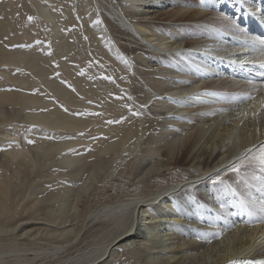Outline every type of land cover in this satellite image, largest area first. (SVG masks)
I'll return each mask as SVG.
<instances>
[{"label":"bare ground","instance_id":"bare-ground-1","mask_svg":"<svg viewBox=\"0 0 264 264\" xmlns=\"http://www.w3.org/2000/svg\"><path fill=\"white\" fill-rule=\"evenodd\" d=\"M116 1L95 0L97 3L95 7L97 5V11H99V15L101 14L103 30L113 37L116 35L120 39L118 46H122L126 53L133 55L140 64L142 63V66L149 64L150 67H156L144 69V72L141 71L142 74L139 75L141 78L138 77V79L145 80L150 85H147V88L154 97L159 94H164V97L172 95L171 98H174L175 101L177 99L176 104H178H174V106H179L175 109L173 105L167 106L166 104L165 106L159 101L155 102L156 105L150 106L152 110L154 107L160 109L156 110L158 111L156 119L147 120L148 125H146L150 129L158 126L162 129V127L169 126L167 130L163 128L164 131H161L166 136H171V139L165 140L166 142L162 145H153L151 148L143 149L140 160L138 159L139 161L136 162V174L141 172L142 175L139 178L145 180L151 173L160 175L167 168H174L178 171L169 183H161L157 187L154 184L153 188L150 187L147 192L137 197L101 204L88 213L86 219L90 226L101 225L99 231L101 234L97 235L98 237L95 236L92 246L82 247L84 243H81L82 245L78 246L82 248L78 247L77 251L73 250L71 246H74L79 239L80 230L72 240H70L71 234L68 236L70 239L65 237L71 229L68 228L70 226L68 222L71 220V208L75 210V205L71 206L68 203V199H70L68 188L56 192L57 195H54L51 200V197L46 199L53 203V207L43 204L47 209L42 214H44L43 218L49 217L47 221L28 222L24 217V221H20L15 227L12 226L14 234L17 237L34 238L39 231L30 227V229L28 227L25 229V227L30 222L47 225V234L60 242L59 245H52L50 250H45V255L49 253L56 257L58 253L61 254L70 248L75 252L62 253L64 256L59 257L60 259L58 258L54 264H107L115 254L120 252L119 249L127 253L132 252L136 264H231L242 260L264 258V37L252 33L244 24L237 22L238 6L236 7L238 3H242L264 23V0H261V5L258 7L249 4L251 0H133L135 4L143 6L142 12L138 13L132 12L133 9H126L133 3L132 0H121V4L120 0ZM95 2L93 0V4ZM159 5H163V7L160 8ZM234 11L235 13H233ZM89 15L88 17H90ZM58 20L60 21V19ZM96 21V19L95 22L93 21L94 25H97ZM166 26L170 27L169 30ZM159 30L160 32H158ZM163 43H168L167 47H161L160 45ZM18 55L21 54L18 53ZM25 55L29 54L19 57L26 60L28 56L25 57ZM7 56V54L0 53V60L8 61ZM33 59L39 60L36 57ZM34 60L31 61V64L35 63ZM37 63L35 65L39 66V62ZM26 64L28 65V62ZM123 64L125 67L128 65L125 64V61ZM33 68L31 69L34 72ZM64 69L63 71L66 70ZM52 87V90H55L64 100L69 99L67 91L54 85ZM24 92L22 91V93ZM17 95L20 96L18 92ZM21 96L22 100L25 96ZM28 97L19 101L20 104H24L23 101H30L34 102L36 106L40 101L35 98L37 96L34 97L35 99L31 96ZM150 97L152 95L137 100L145 104ZM30 102L29 106H31ZM162 107L166 108L167 114H164L165 111L161 109ZM22 108H24L23 105ZM14 111L16 110L8 109L5 112L3 110L4 115L1 116L0 121L13 119L12 112ZM68 112H63V114H57L59 112L56 114H34L33 112L24 116H27L29 121L32 120L56 129H79L87 124L88 121L84 124L82 119H75L78 118L76 116L71 118L67 114ZM152 114L154 115V113ZM88 124L90 123L88 122ZM131 127H133L132 124ZM105 129L107 128L105 127ZM124 129L117 138L113 137L98 149L99 155L111 154V157H114L120 152L127 150L129 152L130 147L126 144V140L130 141L129 130ZM11 134L12 132L9 130L4 131L5 137L11 136ZM81 134L83 135V133ZM74 139L76 140V138ZM84 139L87 141V138ZM98 139L96 141H99ZM7 143L10 144L9 147H14L11 146V140ZM44 143L41 144L44 145ZM72 144L75 142L69 140L62 142L59 139L51 146H40V144L37 146L42 147L38 148L39 150L43 149V158L51 159L54 157L52 154L56 153L59 148L69 147ZM98 146L96 145V147ZM130 146L132 147V145ZM9 147L5 154L3 152V156H0V166H3L2 170H5L0 175V215L2 216L19 200L15 199L17 197L15 192L21 190L19 187L24 188L23 184L27 185L24 182H28L26 181L27 175L30 176L28 170L38 167L37 162L44 163L47 160L46 158L44 162L37 160L42 158L36 157L38 154L41 156V151L39 152L37 149H34L35 154H33V156L36 155V159L30 155L31 151H28L27 146L22 145L19 150H11ZM32 147L35 146L32 145ZM67 157L69 156L64 157L62 163L69 165V162L71 164L76 161ZM25 158L28 159L25 160ZM14 163L18 165L16 170L24 176H21L22 179H25H23L24 181L21 179L23 184L19 179H13V175L16 173L12 172V174L9 171ZM105 163L106 161L101 162L100 159V162L96 163L97 165L93 164V167H90L83 185L76 190L78 191V194L75 195L76 201L81 199V193L86 192L85 190L92 186L97 174H100V171L106 167ZM167 177L170 178V176ZM17 180L23 186L18 183L17 185ZM153 180L151 179V181ZM150 184L152 185V183ZM30 189L28 188L29 191ZM33 189L32 192L35 191V188ZM20 192L22 194V190ZM48 202L46 203L49 204ZM41 204H37L39 205V209L36 207L37 210L32 206L33 209L30 207L25 208L27 210L24 207L22 209L26 212L33 210V212L41 213L40 206L43 208ZM18 205V203L15 204L14 208H17ZM2 218L0 217V219ZM3 226L0 227V234L7 232L5 228H2ZM5 233L1 236L6 237ZM8 239L10 238L8 237ZM13 240L17 241L16 238ZM36 259L39 258H31L32 263H35Z\"/></svg>","mask_w":264,"mask_h":264},{"label":"rangeland","instance_id":"rangeland-1","mask_svg":"<svg viewBox=\"0 0 264 264\" xmlns=\"http://www.w3.org/2000/svg\"><path fill=\"white\" fill-rule=\"evenodd\" d=\"M131 2L133 3L130 4L127 8L125 7L127 10L133 9L132 12L134 13L142 12L143 10L142 5L135 4L133 0ZM121 3L122 2L120 0V4ZM95 4L97 3L95 2L93 4V0H89V1L88 0H0V26H1L0 27V51H1L0 53L1 54L4 53L5 55L6 54L8 55L7 56L8 61L0 60V63H1L0 64V93H1L0 95V118L1 116L4 115L3 110L4 112L5 110H8V109L16 110L12 112L14 114L13 119H9V120L2 121V122L0 121V151H1L0 156H3L2 155L3 152L5 154V151H7L9 147L8 145H10L7 142L11 140V146H14V147H9L11 150L13 149L19 150L21 146L24 145L28 147V148L26 147L28 151H31L30 155H32L33 158L42 157L41 159L36 158L37 160L42 161V162H44L45 158L47 159L44 163L40 162L42 164L41 167H40V163L37 162V166L39 165L38 167H33L31 168L32 170H28V173H30V176H28L29 175L28 174L27 175L28 179H26V181L28 182H24V183H27V185L23 184L21 181L22 179L21 176L23 175H21V173L16 170L18 167L17 163H14L9 168V171L11 173L12 172L16 173L13 175V179L15 180L19 179L20 183H22L24 186L21 185L18 182V180L16 184L18 183L24 188L19 187V189L22 190V194L20 192L21 190H17L15 192V195L17 196V197L15 196L16 197L15 199H19L18 201L16 200L17 202L15 203V204L17 203L19 204L17 208H14L16 206L15 204H13L9 210L7 209V211L4 212L7 215L3 213L6 216L3 215L4 216L3 217L2 215H0L1 218L3 217L2 219H0V225L1 226L4 225L2 228L3 229L5 228L7 232L12 231L11 232L12 234L4 232L7 235L6 236L7 238L5 236H1V235H4V233L0 234L1 236L0 237V240H1L0 241V264H37L38 262H40V264H54L56 263L55 261H57L59 257L61 258V256L62 257L64 256V254L62 253H66V254L75 253L74 251H77L78 247H80L78 245H82L84 243L82 247H87V246L89 247V245L92 246L93 239L98 237L99 234H101L99 232L101 229L100 228L101 225L97 224L95 226L94 225L90 226L86 219V216L88 213H90L93 209L100 206L101 204L103 205L105 203L112 202V201L115 202L119 199L121 200V199L137 197L140 194L147 192L150 189V187H152L154 184L157 187L158 185H161V183H169L171 182L173 177H175L174 174H176L178 171V170H175L174 168H172L173 170L170 168H167L166 170H163L162 172L166 178L163 176L162 173L160 175L156 173H151L149 175L150 177L147 176L145 180L139 178L142 175L141 172L136 174V171H137L135 168L137 166L136 162L140 160L143 154L142 151L147 149V147L151 148L153 145H159V144L162 145L166 141L171 139V136L169 135L166 136L162 132L164 130H167L169 126L162 127V129H160L159 126L154 129L148 128L147 120L150 121V120L156 119L155 117L157 116V113H158V111L156 110L160 109V108L158 109V107L156 108L154 107L152 110L150 106L156 105L158 101L161 102L165 106L166 104L167 106H169V104L173 106L174 104L178 105L176 104L177 99L175 101L174 98H171L172 95L171 96L167 95L166 97H164L163 96L164 94L162 95L159 94L154 97V95L149 90V88H147V85L149 84L145 80H139L141 78V76L139 75L142 74L141 71L144 72V69L148 70V69H154L156 67H150L148 66L149 64L147 66L145 65L142 66L141 65L142 63L140 64V62H138L133 57V55L126 53L122 49V46H118V43L120 45V39H118L116 35H114L113 37L112 35H109L105 30H103L104 28H102L103 24L101 21L102 18L100 17L101 14L99 15V11H97L98 10L97 5L95 7ZM43 5L46 9L43 7ZM122 6L123 4L121 5V7ZM144 6L148 7L147 5H144ZM159 7L162 8L163 5L162 6L159 5ZM89 14H92L93 16ZM88 15L90 17H88ZM58 19H60V21ZM95 19L97 20L96 23L98 22L97 25L96 24L94 25ZM169 28L167 27L168 30ZM1 31L2 32L4 31V32L2 33ZM158 32H160V30ZM164 36L165 34L163 35V37ZM167 45L168 43H163L160 46L165 48L167 47ZM18 53H20L23 56L24 54H29L27 55L28 57L25 55V57H27L28 59L25 60V58H23L24 62H22L23 61L22 58L19 57L21 55H18ZM33 57L34 58L36 57V59H39V60H34ZM31 58L32 60L35 61L36 64H38L37 62H39L40 67L38 65H35L34 62H32L33 64H31V61H32ZM17 59H19L20 61ZM124 61H125V64H128L126 65V67L123 64ZM26 62H28V65L26 64ZM34 65L36 66V69ZM31 68L34 69V72ZM63 69L66 72L63 71ZM51 84H53L57 88H62L65 91H67L69 93L68 95L69 99L64 100L61 97V95L57 94L55 90H52L53 85ZM22 91H25V92L22 93ZM17 92L20 96L22 95L23 97L25 96L26 98H29L28 96L33 97V99L37 98L38 101L40 100L39 101L40 106L38 102L35 106L34 102L23 101L24 104L22 105L24 108H22V105L20 104L19 101L25 100V97L22 98L21 100L20 96L17 95ZM129 93L130 95H128ZM148 95H152V97H150V99L145 103L146 105L144 103H140V100H142V98L143 99L147 98ZM137 99H140L139 102ZM42 100L45 102H43ZM29 102L31 106H29L28 104ZM174 107L176 109L179 106H174ZM55 109H57V111H54ZM161 109L165 111L166 108L162 107ZM33 112L34 114L36 113L56 114V112H59L57 114H63V112L65 113L68 112L67 114L70 115L71 118L72 117L75 118L76 116L78 118H75V119H78V120L82 119V121H84V124H86L87 121L90 124H88L87 122L86 125L80 127L79 129H72V130L71 129L67 130V129H62V128L56 129L55 127H52V126L47 127L35 121L33 122L32 120L29 121L30 120L29 118H28L29 120H27L26 118L27 116H24V115L30 114ZM152 113H154V115ZM167 113L168 112L166 111L164 112V114H167ZM67 114L65 115L67 116ZM93 123L95 124L93 125ZM130 123L132 124L133 127H131ZM96 126L98 127L96 128ZM105 127L107 129H105ZM111 127L112 129L115 130L114 132L111 129ZM103 129L106 130L107 132H105ZM122 129L129 130L128 138L130 141L126 140L127 146L130 147L129 152H127L128 150L125 152H120L119 154L114 155V157L113 156L111 157V154L99 155L100 151H98V149L102 147L105 142L107 143L108 140H111L113 137L117 138V136L122 134L120 133V132H123ZM8 130L11 131L12 134L11 136L5 137L4 131L7 132ZM79 133L80 134L83 133V135L81 134L80 136ZM114 134L115 136H113ZM102 135L105 136L106 138L105 137L103 138ZM17 136L18 137L20 136V137L18 138ZM53 136H56V137H53ZM78 136L80 137L78 138ZM107 136L108 138L109 137L111 138L108 139ZM44 138H46L47 140H45ZM74 138H76V140ZM84 138H87V141ZM59 139L62 142H66V140H69L70 142L71 141L75 142V144H72V146L70 145L69 147L63 146L64 148L61 147L62 150L59 148L57 152L55 150L56 153L52 154L54 155V157H52L51 155L52 157L51 159H48V157L43 158V151H42L43 149L39 150L38 147L44 146V145L51 146L53 143H56L57 141H59ZM70 139H73V140H70ZM97 139L99 141H96ZM129 142H132V143H129ZM41 143H44V145ZM37 144H40V146H37ZM32 145H34L35 147H32ZM96 145L97 146L99 145V146L96 147ZM130 145H132V147ZM29 149H33V150H29ZM34 149H37L39 152L41 151L42 152V153L40 152L41 156L38 153L37 154L39 156L38 155L37 156L35 155L36 157L33 156V154H35ZM65 153L66 155L69 156L67 157L68 159L71 157L70 160L75 159L76 161L75 162L73 161V163L71 164L69 162V165L68 163H62L63 162L62 160L66 156ZM27 159L25 158V160ZM100 159H101V162L106 161L105 163L106 167L102 171H100V174L99 173L97 174V176L95 177L92 183V186L88 190H85L86 191L84 192L85 194L81 193L82 194L81 199L76 201L75 195L78 194V191L76 190H78L80 186L83 185L90 167H93V164L97 165L100 162ZM74 163H78L79 165L77 164L78 165L77 166ZM62 164L63 165L65 164V165L63 166ZM70 165L72 168L69 167ZM107 167L109 170L107 169ZM2 169H4V167L0 166V175H2L3 174L2 172L5 171ZM19 175L21 178L19 177ZM167 176H170V178ZM154 177L156 181L153 180ZM151 179L153 181H151ZM150 183H152V185ZM25 186L26 187L28 186V188H31L30 191ZM16 187H14V190H16ZM33 188H35L34 192H32L34 190ZM66 188L69 189V196H70V199H68L69 200L68 203L71 206L72 204H74L75 210L74 208L72 209L70 207L72 211H70L71 220L68 222V225H70L68 226V228L69 229L71 228L69 232L70 231L72 232L66 233L65 237L66 239H70V237H72L70 239L72 240L73 236H75L76 233H78L80 230L79 236H78L79 239L77 240L74 246H71L73 247L74 251H72V248H70L68 251L61 252V254L58 253L56 257L52 255L53 256L52 258V256L49 253H48L49 255L48 254L45 255L44 251L50 250V247L52 245H59L60 241L54 239L49 234H47V230H46V227L48 228L47 225L43 223L33 224L30 222L31 224L29 223L25 227V229H27V227L28 228L30 227V228H35V231L37 232L39 231L38 235L34 238L26 237V236L17 237L13 232L14 229H12L13 228L12 226L15 227V225H17L20 221H24V219L27 220L28 222L29 221H32V222L33 221L35 222L47 221L49 217L47 216L43 218L44 217V214H42L43 211L46 210L47 207H51L53 203L52 201L50 202V200L52 199L54 195H57L56 192L62 191V189L65 190ZM49 197L51 198L48 202V200L46 201V199H48ZM41 198L43 199L42 201H41ZM46 202H48L49 204L51 203V204L49 205ZM36 203L37 204L42 203L41 205L45 204L47 207L45 205H43V208L40 206L41 213L36 212L34 210L37 213V215L35 212H33V210L32 212L25 211L29 207L30 208L33 207L34 209H36L37 207L39 209V205H37ZM25 205H27V207H25ZM23 207L24 209L25 208L27 209L23 211L22 209ZM31 215L34 218H32ZM30 225H32L33 227ZM8 226L9 228H6ZM38 229H41V230H38ZM85 229L89 232H87ZM10 235L11 236L13 235V236L11 237ZM85 235L86 237L82 238V236H85ZM14 236L17 239V241L13 240L15 239ZM8 237L10 239H8ZM118 251H120L119 252L120 254L119 253L115 254L109 260L107 264H136L135 256L132 255L133 254L132 252L127 253L126 251H122L121 249H119ZM35 257L39 258V259H36V262L37 261L38 262L32 263L33 261L31 260V258H35Z\"/></svg>","mask_w":264,"mask_h":264}]
</instances>
